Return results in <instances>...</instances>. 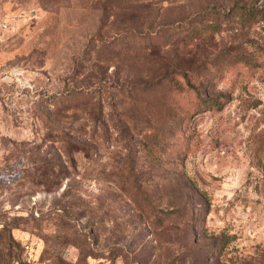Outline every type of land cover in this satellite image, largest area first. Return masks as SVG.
Returning <instances> with one entry per match:
<instances>
[{
	"label": "rangeland",
	"instance_id": "obj_1",
	"mask_svg": "<svg viewBox=\"0 0 264 264\" xmlns=\"http://www.w3.org/2000/svg\"><path fill=\"white\" fill-rule=\"evenodd\" d=\"M262 7L0 0V264H264Z\"/></svg>",
	"mask_w": 264,
	"mask_h": 264
},
{
	"label": "trees",
	"instance_id": "obj_2",
	"mask_svg": "<svg viewBox=\"0 0 264 264\" xmlns=\"http://www.w3.org/2000/svg\"><path fill=\"white\" fill-rule=\"evenodd\" d=\"M245 15H247L249 18L251 19H257L260 20L261 18H263L264 20V8H250L249 10H247L246 12H244ZM218 104L217 102L213 103V107H217Z\"/></svg>",
	"mask_w": 264,
	"mask_h": 264
}]
</instances>
